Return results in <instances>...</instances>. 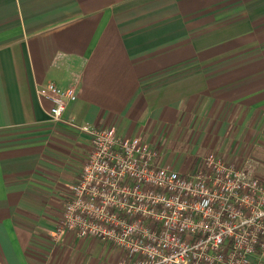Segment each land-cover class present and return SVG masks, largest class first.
Segmentation results:
<instances>
[{"label": "crops", "instance_id": "0c3cea01", "mask_svg": "<svg viewBox=\"0 0 264 264\" xmlns=\"http://www.w3.org/2000/svg\"><path fill=\"white\" fill-rule=\"evenodd\" d=\"M48 83L75 87L67 119L142 135L179 170L254 154L264 181V0H0V264L117 258L55 237L91 142L50 120Z\"/></svg>", "mask_w": 264, "mask_h": 264}, {"label": "built area", "instance_id": "2783aa9c", "mask_svg": "<svg viewBox=\"0 0 264 264\" xmlns=\"http://www.w3.org/2000/svg\"><path fill=\"white\" fill-rule=\"evenodd\" d=\"M52 122L67 120L89 135L91 149L56 226L98 239L116 264H259L264 258V181L258 162L209 153L179 170L142 135L66 118L74 86L37 89Z\"/></svg>", "mask_w": 264, "mask_h": 264}, {"label": "rangeland", "instance_id": "374dc122", "mask_svg": "<svg viewBox=\"0 0 264 264\" xmlns=\"http://www.w3.org/2000/svg\"><path fill=\"white\" fill-rule=\"evenodd\" d=\"M185 150H188V146L185 148ZM242 150L243 149H241V152H242ZM231 151V150H230ZM229 151V152H230ZM186 152V151H185ZM214 153L216 152V153H220V152H218V151H213ZM213 152H210V153H213ZM247 152V151H246ZM246 152H244V153H246ZM204 152L203 151H201V152H199L198 153V155H200V156H202V155H204L203 154ZM209 154V153H208ZM222 154V153H221ZM222 155H224V156H226V157H228V158H230L232 161H234V162H239V161H241L242 160V157H243V155L241 156L240 154H238V155H236V157L235 156H230L229 154H227L226 152L225 153H223ZM230 156V157H229ZM253 158L255 157L254 156V154L253 155H251ZM197 159H199V158H192V160L190 161V163L188 164L189 166H192L193 164H195V162L197 161ZM255 159V158H254ZM256 160V159H255ZM257 162H258V165H259V161L258 160H256ZM188 166V167H189ZM109 249H110V247H109ZM112 249H110V251H111ZM117 259V258H116ZM116 259H115V264H116Z\"/></svg>", "mask_w": 264, "mask_h": 264}]
</instances>
